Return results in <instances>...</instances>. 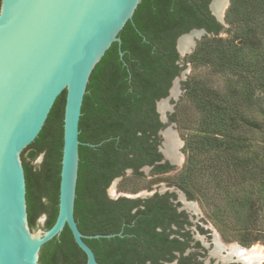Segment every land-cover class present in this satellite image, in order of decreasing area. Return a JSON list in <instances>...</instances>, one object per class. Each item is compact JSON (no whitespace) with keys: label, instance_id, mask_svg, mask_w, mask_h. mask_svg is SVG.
<instances>
[{"label":"trees","instance_id":"16d2710c","mask_svg":"<svg viewBox=\"0 0 264 264\" xmlns=\"http://www.w3.org/2000/svg\"><path fill=\"white\" fill-rule=\"evenodd\" d=\"M209 1L141 0L132 20L126 22L119 34L121 43L111 44L89 77L78 122L79 163L73 213L84 234L121 232L120 236L84 239L102 264H164L174 259L176 264H202L205 252L199 241L191 245L190 234L184 231V224L189 222L183 219V223L184 212L178 210L172 192H155L145 198L112 199L106 189L126 168L141 174L142 165L161 158L156 147L157 131L163 124L158 119L155 102L167 95L172 79L184 66L179 65L175 49L178 35L200 27L215 33L213 37L205 35L185 62H212L218 55L213 43L222 40L215 37L222 25L210 14ZM262 13L264 0H230L226 19L231 24L229 18L239 22L257 20V27H261ZM253 37L255 30L245 28L242 35L236 37L242 40L236 48L250 46ZM225 55L223 53L221 63L230 67L241 66V71L253 67L242 59ZM187 84L185 81V88ZM205 95H201L203 99ZM64 96L65 92L57 96L38 136L21 153L28 222L32 229L42 214L45 219L41 228H49L58 210ZM249 97L242 96L237 104L222 99L205 102L208 112L204 111L199 131L191 140L185 139L183 145L185 181L176 182L189 199H196L198 191L206 189L196 183V173L208 170L209 181L216 185L212 189H225V198L215 191L208 196L211 201L223 202L222 210L217 208L221 215L216 216L222 236L226 240L234 238L244 246L264 237V227L258 223L260 218L264 220V118L249 113ZM38 153H42L43 158L36 167L31 159ZM172 166L166 161L153 170H167ZM239 173H245L241 177L245 181L255 180V184L260 185L258 199L248 203V208L252 209L249 214L252 225L234 226L232 214L226 209L233 210V202L231 198L230 202H224L237 185V180L234 184L228 180L233 175L240 176ZM242 179L240 184L243 185ZM175 223V229L171 228ZM190 245L196 250L184 255L183 250ZM85 258L66 225L59 236L44 243L39 252L42 264H83Z\"/></svg>","mask_w":264,"mask_h":264},{"label":"water","instance_id":"95a60500","mask_svg":"<svg viewBox=\"0 0 264 264\" xmlns=\"http://www.w3.org/2000/svg\"><path fill=\"white\" fill-rule=\"evenodd\" d=\"M140 1L0 0V264H42L39 262L41 246L58 237L65 225L85 254L83 264H102L96 260L92 248L84 239L121 235V232L84 234L77 226L73 210L79 163L78 122L92 70L112 43H121L119 34L126 22L132 20ZM212 1H209L208 9L223 29L228 0L219 14L213 12ZM191 33L195 34L189 50L181 51L179 41ZM214 34L203 27L179 34L175 41L179 65L197 38ZM119 55H122L121 50ZM175 82L179 85L178 75L172 79L167 95L155 103L159 120L164 124L168 117L166 111L159 110L158 104L174 97L170 94ZM62 92L65 96L58 210L49 228H41L45 219L42 214L32 229L28 222L21 153L38 136L55 99ZM168 128L158 131L161 137L158 149L163 161L173 165L175 162L162 150L165 139L162 131ZM28 152L26 150L25 155L28 156ZM42 158L43 154L38 153L31 162L38 167ZM125 171H132V168ZM118 178H113L109 185H114ZM165 190L170 192L167 188ZM145 195L124 196L144 198ZM184 200L186 197L183 194L177 196L176 201L181 203L179 210H188ZM204 245L207 244L204 242ZM190 251L186 247L183 254L187 255ZM211 251L203 264H208L210 258L216 260L215 264L228 262L216 259ZM175 254L178 256L179 252ZM176 262L174 259L164 264Z\"/></svg>","mask_w":264,"mask_h":264},{"label":"rangeland","instance_id":"374dc122","mask_svg":"<svg viewBox=\"0 0 264 264\" xmlns=\"http://www.w3.org/2000/svg\"><path fill=\"white\" fill-rule=\"evenodd\" d=\"M229 5L230 0H228L224 9L223 23L225 26L215 36L222 40L213 43L218 50V55L216 54L217 56H215L212 62H202L199 60H197L198 62L194 60L195 63L193 61L190 62L189 60L185 62L186 56H188L195 47L201 43L205 35L197 38L193 48H191V50L187 52L185 57L180 61V65L184 66L178 74V95L167 100L170 109H166L165 112L168 117V121L165 123V128L170 127L173 132H176L179 141H181L178 145V150L182 154L181 161L178 164H173L170 170L154 171L153 169H150V167L146 169V166H144L140 170L141 174H135V172L132 171H124V173L115 181L114 185H109L107 187L106 193L110 198H118L124 195L137 196L141 194H147L145 197H148L151 196L153 191L161 194L165 193V189L167 188L174 194V199H177V196L183 194L186 197V202H192L195 205V210L193 211L189 209L184 210L187 212L188 218L190 219L189 224L184 226V231H188L190 237L192 236L199 240L204 246L203 250L205 253L201 258L202 264L204 263V260L207 261L209 258L208 252L213 249V239H215V237L218 238L222 244H236L246 250L252 249L254 246L260 247V258L257 264H262L264 261V237L250 245L244 246L234 238L226 240L222 236L220 231L221 227L217 223L216 216L221 215L217 208L222 210L221 206L223 205V202L215 200L211 201L208 196H212L214 194L213 191H215L219 192V194L223 195L225 198L226 195L223 194L225 189L223 187H219L217 190L212 189L213 187H216V185L209 181L211 176L208 173V170L207 173H204V171H198L196 173V183H199L201 186H206V189L198 191L199 197L196 199H189L186 196L185 191L176 184V182L185 181L186 176L184 166L186 157L184 152L186 151L183 145L185 139L191 140L192 137H195L194 135H196V132L199 131L200 120L204 117V111L208 112V106L205 102L213 101V99H222V101L228 100V103L230 104H237L242 100V96H250L248 100L249 102H247H251V105L249 106L251 111H249V113L253 114L256 118H264V86L262 85V82L264 81V13L260 16L263 20L261 27H257V20L239 22L238 20L232 21V19L229 18L232 22L231 24L226 19ZM260 17H258V21L260 20ZM245 28L255 30V37L250 41V46L244 45L243 47L242 45L240 49H237L236 45H241L242 40L236 37L242 35V31ZM207 37L213 36L209 35ZM220 50H223V52ZM223 53L233 56L235 60L242 59V62L246 64L249 63V65H252L253 67H248L245 71H241V66L230 67L227 63H221ZM183 72L184 74L181 75ZM185 81H188L186 88L184 87ZM202 94H206L204 99V95L201 96ZM211 94L213 95L211 96ZM171 117L175 119L172 120ZM256 135L259 136V132ZM202 157L204 156L202 155ZM197 165L198 164H196V166ZM239 175L240 176L237 174L233 175V177L228 180L231 184H234L237 180V185L236 189H234L235 192L230 195L227 194L228 200H225L224 202H230V198L231 202H233V210H231V208L228 209L227 207L226 209L232 214V221L235 222L234 226H238L239 224L252 225V216L249 217L252 209L248 208V203L249 201H255L258 199V196L260 195V185L255 184V180L245 181L242 179L241 177L244 176L245 173H239ZM241 179L244 181L243 185L240 184ZM225 183L228 184L227 182ZM263 184L262 186L264 187ZM226 188H228V186ZM244 204L246 206L243 208L242 206ZM179 207L180 204L178 203V208ZM254 216L255 213L253 212V217ZM258 223L262 228L264 227V220L261 218L260 221L258 220ZM192 237L190 240L191 243H193ZM204 242L207 245H204ZM188 247L191 251L196 250L195 248H192L191 245ZM215 261V259L210 258L209 263L215 264Z\"/></svg>","mask_w":264,"mask_h":264},{"label":"bare ground","instance_id":"6f19581e","mask_svg":"<svg viewBox=\"0 0 264 264\" xmlns=\"http://www.w3.org/2000/svg\"><path fill=\"white\" fill-rule=\"evenodd\" d=\"M226 0H213L211 3V8L215 14H219L222 10V7L226 5ZM195 33L188 34L184 36L179 41V49L189 50L188 46L191 43V38L194 36ZM179 92V85L175 82L174 86L171 88V96H176ZM171 98V97H170ZM159 110L165 112L166 109H170V105L168 104L167 100L164 99L158 104ZM164 134V147L162 148L165 155L170 158L175 164H178L182 159V154L177 151L178 145L180 144L179 138L176 135V132H173L171 128H168L165 131H162ZM184 206L189 210H195V205L192 202H186L184 200ZM259 248L258 246H254L252 249L246 250L236 244L225 245L222 244L218 238L215 237L214 239V247L212 249V255L218 260H228L236 257L243 262V264H257L259 262ZM221 250H225V254H221Z\"/></svg>","mask_w":264,"mask_h":264},{"label":"flooded vegetation","instance_id":"af4514ba","mask_svg":"<svg viewBox=\"0 0 264 264\" xmlns=\"http://www.w3.org/2000/svg\"><path fill=\"white\" fill-rule=\"evenodd\" d=\"M207 7H208V5H207ZM209 10V9H208ZM210 12V11H209ZM211 14V13H210ZM212 15V14H211ZM213 16V15H212ZM214 17V16H213ZM216 20V19H215ZM217 21V20H216ZM218 22V21H217ZM156 103V102H155ZM156 109V108H155ZM158 119H159V117H158ZM160 121V120H159ZM161 122V121H160ZM162 123V122H161ZM163 124V126L162 127H160L159 129H158V131L161 129V128H164L165 127V124L164 123H162ZM158 131H157V135H158V137H159V143L157 144V147H156V151L157 152H159L160 153V151H159V149H158V146H159V144H160V135L158 134ZM178 151V150H177ZM161 154V153H160ZM162 159H163V156H162V154H161V158H159L158 160H155L152 164H144V165H142L140 168H139V170H141L144 166H149L150 167V169H153V168H155V166H157L158 164L160 165V164H162V163H164V162H166L167 160H164V161H162ZM168 162V161H167ZM169 163V162H168ZM170 170V169H169ZM164 172V171H163ZM166 172V171H165ZM161 173V172H160ZM166 192H169V191H166ZM159 193V192H158ZM175 202H177V203H179V204H181L179 201H176V199H175ZM179 211H183L184 212V214H182L181 215V219L183 220V219H185V221L186 222H189L190 221V219L188 218V214H187V212L186 211H184V210H179ZM184 221V220H183ZM185 221L183 222V223H185ZM176 224L177 223H175V224H173L174 226H171V228H173L174 227V229H175V227H176ZM184 226H185V224H184ZM192 237V236H191ZM196 241H199V240H197V239H195L194 237H192V242L193 243H191V245L192 244H195V242ZM213 241H214V239H213ZM212 241V242H213ZM220 241V240H219ZM199 244H200V247L201 248H203L204 246L202 245V243L199 241ZM214 247V246H213ZM225 253V250H221V254H224ZM216 257V256H215ZM217 258V257H216ZM220 261H228V262H225V263H221V262H219L220 264H243V262L241 261V260H239V259H236V257H233L232 259H228V260H221L220 259ZM218 263V264H219ZM210 264V263H209Z\"/></svg>","mask_w":264,"mask_h":264}]
</instances>
